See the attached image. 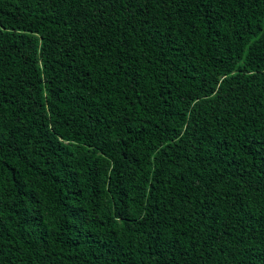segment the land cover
I'll list each match as a JSON object with an SVG mask.
<instances>
[{"label": "trees", "instance_id": "trees-1", "mask_svg": "<svg viewBox=\"0 0 264 264\" xmlns=\"http://www.w3.org/2000/svg\"><path fill=\"white\" fill-rule=\"evenodd\" d=\"M0 264H264V0H0Z\"/></svg>", "mask_w": 264, "mask_h": 264}]
</instances>
